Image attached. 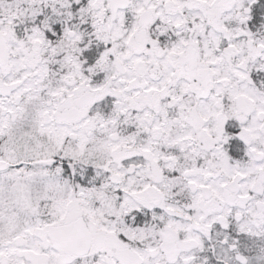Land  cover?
Returning <instances> with one entry per match:
<instances>
[{
	"label": "snow or ice",
	"instance_id": "6c2138e0",
	"mask_svg": "<svg viewBox=\"0 0 264 264\" xmlns=\"http://www.w3.org/2000/svg\"><path fill=\"white\" fill-rule=\"evenodd\" d=\"M0 264H264V0H0Z\"/></svg>",
	"mask_w": 264,
	"mask_h": 264
}]
</instances>
